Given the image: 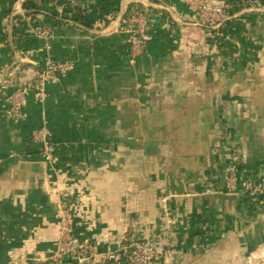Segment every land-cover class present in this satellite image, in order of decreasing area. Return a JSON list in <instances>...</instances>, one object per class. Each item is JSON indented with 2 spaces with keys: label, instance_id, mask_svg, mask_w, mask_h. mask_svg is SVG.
<instances>
[{
  "label": "crops",
  "instance_id": "obj_1",
  "mask_svg": "<svg viewBox=\"0 0 264 264\" xmlns=\"http://www.w3.org/2000/svg\"><path fill=\"white\" fill-rule=\"evenodd\" d=\"M26 1L0 0V264H51L65 206L74 238L100 256L158 236L164 250L150 264L233 256L227 240L264 259V194L245 193L264 184V0L221 28L186 0H98L86 11L31 0L43 13L31 17L53 28L47 40L18 37ZM205 1L226 14L232 4ZM131 7L150 15L134 61ZM54 62L71 69L32 92L24 119L11 117V90ZM44 128L51 161L31 142ZM230 168L237 193L223 189Z\"/></svg>",
  "mask_w": 264,
  "mask_h": 264
},
{
  "label": "built area",
  "instance_id": "obj_2",
  "mask_svg": "<svg viewBox=\"0 0 264 264\" xmlns=\"http://www.w3.org/2000/svg\"><path fill=\"white\" fill-rule=\"evenodd\" d=\"M66 6H73L82 10H89L92 5L97 4L98 0H67ZM188 4L199 9L198 17L203 24H214V28H221L225 21L231 20L235 15L224 13L220 9H213L211 2L205 0H186ZM248 4V3H247ZM246 4V5H247ZM252 7V6H251ZM228 11H232L231 7H226ZM257 12V8H253ZM264 12V11H262ZM21 21L17 23V35L20 39H28L37 37L47 40L53 33V28L47 25L37 23L33 17L27 12H21ZM149 17L145 10L135 9L129 10V13L123 19L125 33L130 41V57L131 60H137L143 56L147 50V32L149 26ZM71 69L69 63H49L47 68L38 75L37 82H30L24 85H16L8 95L9 113L11 117L21 120L26 117L24 112L25 106L29 102V98L35 89L43 87L47 81L56 80L60 74H66ZM48 131L44 129L35 130L31 135V142L41 147L42 154L49 161L53 156V147L48 141ZM224 191L227 193H237L240 190V180L238 172L235 168L228 170V179L224 183ZM217 190H209V193ZM245 193L250 197H259L264 194V184L260 182H252L247 185ZM66 207V206H65ZM64 207L60 222V240L56 254L50 259L51 264H67L70 255H75L79 260H86L92 264H111L123 261L124 264H150L164 250L159 243L158 236L147 241L131 240L121 245L118 251L109 253L107 256H100L95 251L92 243H80L74 238L70 230L71 219ZM69 215V216H68ZM77 245V249H74Z\"/></svg>",
  "mask_w": 264,
  "mask_h": 264
},
{
  "label": "rangeland",
  "instance_id": "obj_3",
  "mask_svg": "<svg viewBox=\"0 0 264 264\" xmlns=\"http://www.w3.org/2000/svg\"><path fill=\"white\" fill-rule=\"evenodd\" d=\"M225 246H229L228 249L233 252V256L226 254L218 257L214 255L207 257L205 261H201V258L197 259L200 256L196 255L189 264H264V259H260V257L251 259L247 253L245 254L246 247L242 243L233 244L232 240H227ZM219 251L221 252L222 249ZM225 259L228 261H224Z\"/></svg>",
  "mask_w": 264,
  "mask_h": 264
},
{
  "label": "trees",
  "instance_id": "obj_4",
  "mask_svg": "<svg viewBox=\"0 0 264 264\" xmlns=\"http://www.w3.org/2000/svg\"><path fill=\"white\" fill-rule=\"evenodd\" d=\"M246 2H248L247 5H242L238 0H232V4H231L232 11L226 10L225 12H227L229 15L237 14L242 9L251 6L249 0H247ZM22 10L32 14L33 16H38L40 14H43L42 12H39V10L36 8V4L33 1H31V0H27L26 2L23 3ZM79 12H81V11H79ZM79 17H81V18L83 17V12L79 13ZM18 21H21V15L20 14L15 17V28H16V31H17V23H18ZM205 26L208 27V25H205ZM250 198H253V197H250Z\"/></svg>",
  "mask_w": 264,
  "mask_h": 264
},
{
  "label": "water",
  "instance_id": "obj_5",
  "mask_svg": "<svg viewBox=\"0 0 264 264\" xmlns=\"http://www.w3.org/2000/svg\"><path fill=\"white\" fill-rule=\"evenodd\" d=\"M213 6L214 8L222 9L224 7V4L222 2L221 3L219 2V3H214Z\"/></svg>",
  "mask_w": 264,
  "mask_h": 264
}]
</instances>
